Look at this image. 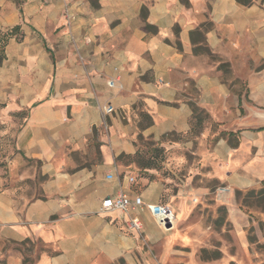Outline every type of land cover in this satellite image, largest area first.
Listing matches in <instances>:
<instances>
[{"label": "crops", "instance_id": "obj_1", "mask_svg": "<svg viewBox=\"0 0 264 264\" xmlns=\"http://www.w3.org/2000/svg\"><path fill=\"white\" fill-rule=\"evenodd\" d=\"M15 25L0 101L25 117L0 168V264H176L183 197L205 192L196 160L243 229L235 192L264 179V0H0V27ZM123 192L172 197L175 220L132 208L128 229L102 211Z\"/></svg>", "mask_w": 264, "mask_h": 264}, {"label": "rangeland", "instance_id": "obj_2", "mask_svg": "<svg viewBox=\"0 0 264 264\" xmlns=\"http://www.w3.org/2000/svg\"><path fill=\"white\" fill-rule=\"evenodd\" d=\"M5 106L0 101V168L7 166L17 153L14 140L25 117V110H7ZM256 113L264 118V108L256 109ZM227 133L229 132L225 131L223 134L224 138ZM228 142L234 145L237 139L230 135ZM152 143L145 142L141 150L145 152L158 147L152 146ZM161 151L157 157L161 166H165L169 157L164 154L163 148ZM156 165L160 166L159 163ZM192 165L193 173L189 183L195 189L204 188L205 192L183 197L190 204L172 229L175 234L173 245L177 249L176 264H264V179L242 189L240 196L235 194L236 205L247 218L243 229L237 231L227 212L230 200L225 198L223 201L217 197V191L225 185L217 181L209 165H205L203 161H193ZM182 180L185 178L182 177ZM171 201L173 198L168 197L166 203L172 206ZM202 248L210 252L218 250L220 255L202 259Z\"/></svg>", "mask_w": 264, "mask_h": 264}, {"label": "built area", "instance_id": "obj_3", "mask_svg": "<svg viewBox=\"0 0 264 264\" xmlns=\"http://www.w3.org/2000/svg\"><path fill=\"white\" fill-rule=\"evenodd\" d=\"M107 84L111 87L114 86L112 80H109ZM103 111L105 113L112 112L113 107L111 105H106V107L103 108ZM133 180L134 177L132 176L128 178L129 183H132ZM227 192L228 187H222L217 191V197L225 201ZM101 203L102 211L104 212H109L110 210H118L123 215L125 214V223L128 229L137 233H139V230H141L142 224L140 220H137L128 215L129 210L132 208L146 209L151 216L155 217L158 221L163 224H169L175 220V215L171 206L164 203L146 204L141 200L140 196L130 199L125 192L119 193L113 198L109 197L108 199L103 200Z\"/></svg>", "mask_w": 264, "mask_h": 264}, {"label": "trees", "instance_id": "obj_4", "mask_svg": "<svg viewBox=\"0 0 264 264\" xmlns=\"http://www.w3.org/2000/svg\"><path fill=\"white\" fill-rule=\"evenodd\" d=\"M239 2L243 3V4H250V2L252 0H238ZM18 33H19V28L17 25H15L14 27H11V28H2L0 27V65L2 64L3 60H4V57H5V50H6V47L8 45V41L11 39V38H15L18 36ZM224 65V64H223ZM223 65H219L220 68H223ZM258 70H262L264 69V60H262L260 63H259V66L257 68ZM249 192H252V191H249ZM241 190H237L235 192L236 196H240L241 194ZM241 206V204H240ZM223 210H225L224 207H222ZM29 240H24L21 242V244L25 243V242H28ZM220 255V252L218 250H214L212 252L208 251L207 249L205 248H202L200 250V257L202 259H209V258H214V257H218Z\"/></svg>", "mask_w": 264, "mask_h": 264}]
</instances>
